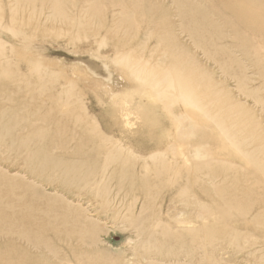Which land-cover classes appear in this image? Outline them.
<instances>
[{"label": "rangeland", "instance_id": "obj_1", "mask_svg": "<svg viewBox=\"0 0 264 264\" xmlns=\"http://www.w3.org/2000/svg\"><path fill=\"white\" fill-rule=\"evenodd\" d=\"M88 2L61 0L55 8L51 0H0V73L8 70L14 82L22 81L39 64L48 82L41 97H0V261L75 264L70 249L78 248L117 264H264V177L248 160L262 163L264 157V75L250 55V48L264 51V32L256 25L240 29L227 8L231 0H95L100 8L103 3L99 29L88 17ZM177 4L188 13L198 11L196 22L202 21L201 32L212 37L213 48L195 46L187 30L196 23L180 19ZM213 49L224 58L210 57ZM140 62L154 72L181 63L189 81L200 86L209 115L194 122L189 141H202L209 152L205 159L215 160L212 169H223L216 179L204 172L194 182V159L180 144L184 110L169 97L159 100L155 90L152 101L141 99L147 84L138 78L136 66L145 65ZM129 65H136V72L128 74ZM116 102L126 115L120 117ZM75 120L77 126H71ZM228 133L246 144L235 148ZM172 147L179 155L173 156ZM111 153L134 160L133 185L125 173L129 161L107 162ZM158 154L174 169V185L152 188ZM220 194L251 205L238 214L242 206L226 205ZM221 209L232 215L224 212L223 220ZM46 211H53L52 219ZM64 214L75 219V227H95L93 244L78 247L49 231ZM147 216L144 226L153 227L152 241L162 227L174 236L203 225L217 230L215 243L205 248L211 257L146 253L130 223ZM223 224L230 236L216 227ZM39 227L43 240L35 242ZM21 233L33 239H22Z\"/></svg>", "mask_w": 264, "mask_h": 264}, {"label": "bare ground", "instance_id": "obj_2", "mask_svg": "<svg viewBox=\"0 0 264 264\" xmlns=\"http://www.w3.org/2000/svg\"><path fill=\"white\" fill-rule=\"evenodd\" d=\"M51 1H52L53 5L55 6V8H57V6L60 4L61 0H51ZM69 1L71 2L72 0H68V2ZM216 1H218V0H216ZM219 1H221V0H219ZM177 5H178L177 12H178V16L180 19L182 18V20H184V19L190 18L189 22L196 23L194 28L187 30L188 33H191V37L194 40L195 46L199 47V48L200 47H202V48H208V47L213 48L214 44L212 41V37L206 38L203 35V33L201 32V31H203V25L201 24L202 21L196 22V20L198 19L196 13L198 11H195L194 13H188L186 6H182V5L180 6L179 4H177ZM111 7H113V6H111ZM227 8H229L230 11H232L233 18L236 19V23L240 27V29L245 28V27L250 28L253 25H256L260 28V31L264 32V0H231V4ZM87 9L90 13V15H88L90 20L92 18L95 20L99 19L98 14H99L100 18L102 19V17H103L102 16V14H103V3L101 4V8H100L95 4V0H89ZM150 10H154V9L152 7H150ZM155 13H157V12H155ZM154 16H155V14H154ZM80 26H82V25H80ZM95 27L97 29L103 27L101 20L96 21ZM208 27L212 28L211 25ZM211 30H213V29H211ZM216 35H217V33H216ZM236 36L240 37L239 39L242 40L243 36L241 34L238 33V34H236ZM198 37H201V39H198ZM241 40L239 42H244ZM250 50H252L250 55H251L254 63H256L255 66L262 69L263 75H264V65H262V59L264 58V51L260 48H256V49L250 48ZM124 57H122V59L120 58L119 62L123 61ZM210 57H213L216 60H218L219 58L222 60L224 58L223 53L219 50H216V49H213L210 52ZM125 58H127V57H125ZM171 58H172V56H171ZM116 60H118V59H116ZM124 61L126 63V61H128V60L124 59ZM140 63H143L145 65L144 66L134 65V68L136 66V69L139 72L138 78L142 82L147 84L146 88H144L143 83H141V84H143V86L140 84L138 86V87L142 86L144 88L141 90L142 91L141 95L143 96V97H141V99L153 97L152 95L157 91L159 93L158 95L160 96L159 100L161 97H169L171 99L172 105L173 104H179L181 106V109L184 110V111H182V114L180 116L182 122H183V119L185 120L184 130L182 129L183 133H181L182 135L180 134L181 135L180 136V141H181L180 144L185 149H187V152H188L187 157H189L190 160L194 159V165L192 168L193 174L195 175V181L194 182L196 183L198 181L199 177L201 175H203L204 172H207L209 179H211V180L216 179L217 175L220 174V171L221 170L223 171V169H221L220 167H217V166L215 167V169H212V166H213L212 162H215V160L209 159V157H208V159H205V156H208L209 152L207 151V149L204 148V144L202 141H196L193 143L189 141V138L193 137V134H194L192 132L194 130L193 129L194 128V125H193L194 122H197L200 124L202 117L209 115V113H208L209 111H207L203 105V91L199 90L200 86L198 85V83L193 84L191 81H189V79L187 77V75H189V74L186 75L187 72L181 63H178V62L171 63L170 65L166 66L164 69L160 70L159 72H156V71L154 72L153 70L150 71L148 66H146L147 65L146 62H140ZM222 65H224V62H222ZM129 66L126 67V69L127 68L129 69L130 67H132V66H130V67ZM32 67H33V64H32ZM134 68L132 67V68H130L131 70H128L126 72L128 73L129 71H132V69H134ZM136 69H134L133 71L136 72ZM124 73H125V71H124ZM131 75L132 76L135 75L137 77V73L133 74L131 72ZM13 76H14V73L8 72V70L0 73V83H3V85H0V97H12L13 95L18 94V93L20 94V97H33V98L34 97H41V94L43 93V91H46V89H47L48 82H47L46 78L43 77L42 72H41V67L39 66V64H34L33 71L31 72V76L26 77L25 80L22 79V81H21V79H18L17 81L14 82ZM32 76H33V78H32ZM18 81H20V84L16 83ZM239 87L243 88V82L239 83ZM153 90H155V92L152 93V95H150V93ZM63 94L66 97H74V95L68 91H65ZM158 95H157V98H158ZM206 96L218 97L216 94H210V95L206 94ZM56 97H61V94H58V96H56ZM154 97L156 98V94ZM157 98L155 100H157ZM148 100L152 101L150 98ZM161 100H163V99L161 98ZM159 102H161V101H159ZM122 105L123 104L121 102H116L114 105L115 110H117V112H119L118 114H120V117L123 115H126V114L122 113L123 109H124ZM142 105H143V102H142ZM172 105H170V106L172 107ZM167 106H168V104H167ZM124 107H125V105H124ZM165 107L163 109L164 111L167 110ZM171 107H169V108H171ZM136 115H138V114H136ZM181 120L179 119L178 121H181ZM64 122L66 123L67 121H64ZM216 123H217L218 127L221 126V124H219L218 121ZM15 124H16V122H15ZM77 124H78L77 120L72 121V123H70L71 126L75 125V127L77 126ZM209 124H210V122H209ZM222 130H224V128H222ZM227 139L230 140V143L232 144V146H234L235 148H238V149H241V146H244L246 144V142L243 141V139L239 140V139L235 138L231 133L227 134ZM96 141L100 143V146H102V144H104L103 137L99 136V138H97ZM215 149H217V148H215ZM171 150L174 151V153L172 152L173 156L179 155L178 153H176L175 148H173ZM227 150H229V149H227ZM213 152H214V150H213ZM215 153H217V151ZM118 154L117 153L109 154L107 162L114 163L115 160H117V161L118 160L119 161L128 160L129 161L128 167H127L125 173L130 175V178H129L131 180L130 184L133 185V183H132V181L134 180L133 179V170H130V168L135 167V164H134L135 162H134V160L129 159V158L128 159H123V158L121 159L119 157L120 154L119 155ZM157 156H155V159L157 160V162H156V165L154 167L155 168L154 169V174H155L154 179L156 181V185L152 188H155V187L159 188V187H162L164 185H174L176 183L175 179L173 177H171L173 175L174 169L172 171V169L168 167L166 157H163L160 154H158ZM248 160L252 163V166H253L252 168L257 170V171L262 172L263 177H264V157H263L262 163L261 162L257 163L256 160L252 157H248ZM185 162H186V160H185ZM208 169H212V171L213 170H215V171L210 174L209 172L211 170H208ZM146 182H147V180L144 179V182L141 185L142 186L141 189L143 192H146V190H147ZM148 182H149V180H148ZM184 190L187 191V188H184ZM246 196H249V195L246 194ZM146 197H148V196H146ZM218 197L220 200L224 201L226 203V205L228 203H239L242 207L237 210L238 214L245 213L251 205L250 203L249 204L245 203V199H244V201H241V199H239L237 197L231 196L228 198V200L226 199V197L223 194L218 195L217 198ZM215 205H218V204H215ZM221 210L222 211H220V213H221L220 217L224 220L225 219L224 218V214H225L224 212L229 213V211L223 210V209H221ZM47 213L48 212L46 211L45 215L47 217L50 216V219H52L54 216L53 211H50V213H52L53 215H49ZM229 215H232V214L229 213ZM78 216L80 219L83 220V216L81 213ZM149 219H150V216H147L141 221H132L130 223V226L135 231L134 232L135 237L141 243V247L146 251V253L154 254V255L159 256V257H168V256H176L177 254H183L184 257L190 258V259H196L198 256L201 258L203 256H205V258L208 257V259L211 257L207 253L208 251L205 248H207L206 244H213V242L215 243V241H216L215 236L217 235V232H218L217 230H214L213 228H210L207 225H203V226L198 227L194 230L192 229L193 230L192 232H190L191 230L190 231H183L182 233H179L177 236H174L170 233V230L168 228L162 227V229L160 231L156 232V234H158L159 236L155 237L152 241L151 240L152 234H154L153 233V231H154L153 227H150L147 229L144 226L145 222L148 221ZM226 221L227 220H225V222ZM53 223L56 226L52 225L48 229L60 241H72V240H74L77 243L78 247L79 246L83 247L84 244H93V241L95 240V235H94L95 234V227H92L91 230H89V229L86 230L85 228H83L81 226L75 227V219L69 220L68 216L65 214L62 215L61 223L56 222L55 220ZM153 226L156 228L157 224L154 223ZM84 227H86V226H84ZM213 227L215 228V225ZM216 227L221 229V232H223L225 235L230 236L228 234L227 228L225 227V224L216 225ZM38 229H39L38 233L34 237L35 242L43 240L41 237V234H42V231H44V230L41 227H39ZM45 229H47V228L45 227ZM149 231H151V233ZM28 235L29 234H27V233H21V236H23L22 239H25L26 241H31V239H33V238L28 236ZM166 235L167 236L170 235V237H171V238H169L170 240L168 242H163L161 240L158 241L159 237L164 238V236L166 237ZM86 242H88V243H86ZM233 242H235V243L238 242V236L233 237ZM201 247H203V248L201 249ZM53 251L57 255V253L54 249H53ZM70 253H71V256L73 258V262H75V264H117L115 261H112L111 258L109 259V257L104 255V254L103 255H97L95 252H93V253L88 252L87 253V251H79L78 248H75V250L70 249ZM60 261H62V258H60L58 262H60ZM54 263L58 264L56 262H54ZM0 264H13V261L10 259H3L0 261ZM43 264H48V263L43 262Z\"/></svg>", "mask_w": 264, "mask_h": 264}]
</instances>
